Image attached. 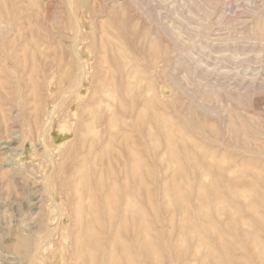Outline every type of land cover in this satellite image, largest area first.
Masks as SVG:
<instances>
[{
	"label": "rangeland",
	"instance_id": "1",
	"mask_svg": "<svg viewBox=\"0 0 264 264\" xmlns=\"http://www.w3.org/2000/svg\"><path fill=\"white\" fill-rule=\"evenodd\" d=\"M0 21V264H75L87 169L108 200L105 252L86 264L121 247L125 181L153 221L137 240L162 253L138 264H264V0H0ZM180 175L192 192L174 190L176 212L165 191Z\"/></svg>",
	"mask_w": 264,
	"mask_h": 264
},
{
	"label": "bare ground",
	"instance_id": "2",
	"mask_svg": "<svg viewBox=\"0 0 264 264\" xmlns=\"http://www.w3.org/2000/svg\"><path fill=\"white\" fill-rule=\"evenodd\" d=\"M1 22V21H0ZM2 24H3V22H1ZM136 27V26H135ZM5 28V27H4ZM136 29V28H135ZM163 52H164V50H163ZM178 56V55H177ZM169 62V61H168ZM167 62V63H168ZM126 67V66H125ZM170 67V66H169ZM58 68V67H57ZM78 68V67H77ZM136 68H138V66L136 67ZM132 70V69H131ZM135 70V69H134ZM136 72H137V70H135ZM108 73V72H107ZM127 74V73H126ZM112 75V74H111ZM38 78V77H37ZM39 79V78H38ZM40 80V79H39ZM73 82V81H72ZM79 82V81H78ZM38 84V83H37ZM76 84H77V82H76ZM76 84H74L73 86L75 87V85ZM80 85V84H79ZM72 86V88H74ZM78 86V85H77ZM79 87V86H78ZM71 88V89H72ZM212 88H213V86H212ZM217 88V87H216ZM35 89V88H34ZM213 90V89H212ZM219 90V89H218ZM68 91H70V90H68ZM67 91V92H68ZM96 91H97V89H96ZM216 92V91H215ZM97 95V94H96ZM64 97V96H63ZM92 98V97H91ZM132 98V97H131ZM93 99V98H92ZM95 99V98H94ZM92 101V100H91ZM97 101H99V100H97ZM101 101V100H100ZM92 102H94V101H92ZM131 102V101H130ZM88 104V103H87ZM90 104V103H89ZM85 105H86V103H85ZM91 105H92V103H91ZM96 105V104H95ZM130 105H132L131 103H130ZM97 106V105H96ZM95 106V107H96ZM106 106V105H105ZM87 107L89 108V106L87 105ZM90 107H92V106H90ZM93 107H94V105H93ZM98 107V106H97ZM96 107V108H97ZM100 107V106H99ZM87 108H85V110H86ZM98 109V108H97ZM90 110H92V109H87L86 111H88L89 112V115H90ZM137 110H139V109H137ZM93 111V110H92ZM87 117V116H86ZM89 117V116H88ZM90 118L91 117H89V120H90ZM92 119H93V121H95V122H98L99 124H101L100 125V127H103L104 126V122H106V119H105V117L103 116V114H102V112L100 111V112H95L94 114H93V117H92ZM86 120H87V118H86ZM85 120V121H86ZM140 123L141 124H146V125H157V124H159V122H158V120H156L155 118H152V119H148V120H143V121H140ZM84 124H86V123H84ZM86 127H87V124H86ZM100 127L97 129L96 127H94V126H92L91 128H90V132H89V134H90V136L91 137H93L94 139H95V141H98V139H100L101 137H102V132H101V130H100ZM82 133V132H81ZM86 134V133H85ZM207 134V133H206ZM141 135V134H140ZM207 136V135H206ZM173 137V136H172ZM178 137V136H177ZM175 138V137H174ZM209 138H211V137H209ZM213 138V137H212ZM214 139V138H213ZM82 140V139H81ZM88 143H89V141H88ZM91 144V143H90ZM92 144H93V142H92ZM84 146V145H83ZM92 146V145H91ZM89 145L87 146V148L89 149ZM92 148V147H91ZM90 148V149H91ZM101 150V149H100ZM99 150V152H101ZM87 152H89V153H87V154H90V150H88ZM99 152H97L98 154H99ZM96 152H94V154H95ZM98 154H96V157H98L99 155ZM85 154H83V156H84ZM98 155V156H97ZM102 155V154H101ZM175 156H178V154L177 155H175ZM83 158V157H82ZM81 158V159H82ZM85 158H86V155H85ZM84 158V159H85ZM93 158H95V156L93 157ZM178 158H180V159H182V160H184V159H186V160H190V161H192L193 160V158L190 156V155H188V154H179V156H178ZM84 159H82V160H84ZM82 160L80 161V162H82ZM86 160V159H85ZM79 161V160H78ZM86 163H87V161H85ZM92 162V161H91ZM83 163V162H82ZM81 163V164H82ZM93 163L95 164V166L96 167H98L100 170H101V172H103V169L106 167H104V165H105V163H104V160H103V158L102 157H100V159L99 158H95L94 159V161H93ZM78 164H80L79 162H78ZM85 163H83L82 165H84ZM81 165V166H82ZM81 166H78V168H80ZM87 165H85V166H83L84 167V169H85V167H86ZM95 166H93V167H95ZM89 168V167H88ZM82 169V168H81ZM81 169L79 170L80 172H81ZM93 169H96V168H93ZM99 170V171H100ZM76 171V170H75ZM74 171V176L76 175V172ZM83 171V170H82ZM85 171V170H84ZM83 171V172H84ZM87 171H89L88 169L86 170V173H87ZM107 171V170H106ZM95 173H96V171H94ZM128 172V171H127ZM182 172V171H181ZM86 173H80L81 175L79 176L81 179H82V181L83 182H85V187H84V185H80L79 184V188L77 187V186H75V188L77 187V189H75L73 186H72V188H73V190L74 191H72V192H74V194L76 195V198L78 199L77 200V214H76V217H73L74 219H73V221L75 220V218H76V222H77V224H78V226L77 227H79V230L77 229V227L76 226H74V227H76V231L78 230V232H76L75 231V233H74V237H73V239H74V254L76 253V255H74V259H76V260H74L75 261V264L77 263V264H80V262L78 263V259H80L81 257H83L84 255H86V254H95L96 255V253H99V252H103L104 250H105V247H106V245L104 244V242H103V238H105L104 237V235H105V225H106V201L108 200L107 198H104L105 196H103V197H97V199H96V197H93L94 195L92 194L93 192H91L92 190H91V188L89 189V181L86 179ZM94 173V174H95ZM183 173H185L184 171H183ZM88 174V173H87ZM90 174V173H89ZM92 174V173H91ZM98 174H99V172H98ZM97 174V175H98ZM126 174V173H125ZM128 175H130L131 176V178H133L132 180H136V179H138L139 178V176H137V172L135 173V174H132V173H129ZM133 175V176H132ZM185 175H187V174H185ZM82 176V177H81ZM87 176H89V175H87ZM175 176V175H174ZM90 177H91V175H90ZM109 177V176H108ZM124 177H126L125 175H124ZM176 177V176H175ZM89 178V177H88ZM185 178H186V176H185ZM90 179V178H89ZM97 179V178H96ZM101 179H102V177H101ZM126 179H128V178H126ZM188 179H189V177H188ZM134 180V181H135ZM138 180H141L140 178L138 179ZM73 181V180H72ZM72 181H71V183H72ZM107 181V180H106ZM121 181V180H120ZM123 181H125V180H123ZM133 181V182H134ZM189 181H191V180H189ZM125 182H127L128 183V181H125ZM139 182V181H138ZM141 182V181H140ZM171 183H174L173 185L171 184V186L168 188L167 187V191H165V194L168 196V198H167V201H168V204L172 207H170L171 208V210H175L176 212H178V211H182V203H181V206L179 205V202L178 201H180L179 200V198L178 197H180V196H183L182 195V193L180 192V190L181 191H183V194H185L184 192L186 191L188 194H189V192H192L191 191V188L189 187V184H188V182H187V180L186 179H183V177H182V175H180V176H178L176 179L175 178H173V181L171 180L170 181ZM127 183H125V184H123L120 188H123L125 191H127V194L126 193H124V194H126L125 196L126 197H124L126 200H127V202L125 201V206H121V207H123L122 209H123V211L120 213V214H122V216L124 217L123 219H124V221L121 223V225H122V228L120 229V231H119V233L117 232V243H118V237H120V238H122V242L120 243V245H121V247L119 246V245H115V243H112L111 244V247H109V248H112V249H110V250H108V253L112 250V252H110L109 254L110 255H108V257H109V262H110V264H138V261H137V258L139 257V252L142 254L143 252V254H149V255H151V253L153 252H155L154 254V256H155V259H154V256H152L151 257V259H154V261L156 260V255L159 257V255L160 254H156V248H157V246H156V241H155V239L153 238V237H150L151 239H152V241H151V239L149 240L150 242H149V244H147L146 246H145V244H141V242H142V239H141V241L139 242L138 240H137V235H139L141 232L142 233H144V232H146V235H151V234H149L150 232H152L151 230L152 229H150L149 228V226L148 225H150L151 223L150 222H153L152 220H149L148 218V216L150 215V213H148L149 215L147 216L146 214L147 213H145V211L143 212L139 207H138V203H139V201H138V192L136 191L137 189H135L134 187H132V186H130V184L128 185ZM99 184H101V183H99ZM168 184V183H167ZM97 186V185H96ZM100 186V185H99ZM101 186H103V184L101 185ZM136 186V185H135ZM216 186L217 187H220L221 186V183H217L216 184ZM90 187H92V185H90ZM118 188H119V186H117ZM117 187H115V191L116 190H119L120 191V188L119 189H117ZM216 187V188H217ZM70 188V187H69ZM94 188V187H93ZM102 188H104V186L102 187ZM137 188V187H136ZM176 189H177V191H179L180 193H179V195L180 196H176L177 194H175L176 192ZM198 189V188H197ZM215 189V188H214ZM68 190V189H67ZM69 190H71V189H69ZM69 190H68V192H69ZM103 190V189H102ZM175 190V191H174ZM216 190H218V189H216ZM258 190V189H257ZM76 191V192H75ZM94 191H96V190H94ZM98 191V190H97ZM114 191V192H115ZM197 191V190H196ZM219 191H220V189H219ZM103 192H104V190H103ZM106 192V191H105ZM175 192V193H174ZM76 193H78V195L76 194ZM121 193V192H120ZM218 193V192H217ZM220 193H222L221 191H220ZM234 193V192H233ZM96 194H97V192H96ZM106 194V193H105ZM219 194V193H218ZM223 194V193H222ZM222 194H220V195H222ZM75 195H74V197H75ZM120 195V194H119ZM185 195H187V194H185ZM219 195V196H220ZM224 195V194H223ZM116 196V195H115ZM204 196H206V195H204ZM225 196V195H224ZM221 197V196H220ZM223 197V196H222ZM109 198V197H108ZM120 198V197H119ZM118 198V199H119ZM151 198V200H152V197H150ZM197 198V197H196ZM196 198H195V201H196ZM227 198V197H226ZM107 199V200H106ZM181 199V198H180ZM204 199H206V197L204 198ZM229 199V198H228ZM227 199V200H228ZM261 199V198H260ZM111 200V199H110ZM150 200V203L152 202L153 203V201H151ZM181 200H184V196H183V199H181ZM261 200H263V198L261 199ZM76 201V200H75ZM75 201H74V203H75ZM119 201V200H118ZM189 201V200H188ZM72 202V201H71ZM109 202V201H108ZM184 202V201H183ZM187 202V201H186ZM73 203V204H74ZM151 203V204H152ZM76 204V203H75ZM189 204V203H188ZM254 204V203H253ZM123 205H124V202H123ZM152 205H154V204H152ZM151 205V208L153 207ZM190 205V204H189ZM70 206V205H69ZM254 206V205H253ZM99 207V210L97 209ZM155 207V206H154ZM208 208V209H210L211 208V205H210V203L208 202V200L206 201V200H201V205L200 206H197V208H196V210H195V212H194V216L196 217H194L195 219H202L201 218V216H207V215H203L202 213H201V209H203L204 210V208ZM75 208V205H74V207H73V209ZM189 208H191V206L189 207ZM254 208H257L256 210H258V208H259V206L258 207H254ZM72 209V210H73ZM76 209V208H75ZM95 209V210H94ZM102 209H105V213H103L104 212V210H102ZM114 209V208H113ZM207 209V210H208ZM102 210V211H101ZM115 210V209H114ZM207 210H205V211H207ZM76 211V210H75ZM153 211V210H152ZM127 212H129V214L131 213V215H130V217L128 218L127 217V215H126V213ZM174 211H172V214H173V217H174V213H173ZM203 212V211H202ZM110 215H111V213H110ZM158 215V214H157ZM113 216H115L114 215V213H113ZM113 216L111 217V218H113ZM121 216V215H120ZM154 216H155V214H154ZM172 216V215H171ZM109 218V217H108ZM110 218V219H111ZM205 218V217H204ZM207 218V217H206ZM262 218H264V217H262ZM155 219H156V217H155ZM112 220V219H111ZM111 220H110V222H111ZM122 220V219H121ZM75 221H74V223H73V225H76L75 224ZM150 221V222H149ZM262 221V220H261ZM263 221H264V219H263ZM150 223V224H149ZM208 223H210V222H208ZM214 223V222H213ZM108 224V223H107ZM118 224H120V219H119V223ZM215 224V223H214ZM72 225V226H73ZM111 224L109 223V226H110ZM118 226H120V225H118ZM212 226V225H211ZM211 226L209 225V224H207V222H206V226H203L201 229H202V231L203 232H209V231H211ZM214 226V225H213ZM113 227V226H112ZM131 227V228H130ZM150 227H151V225H150ZM108 229V228H107ZM111 229V228H110ZM113 229V228H112ZM148 229H150V232H149V230ZM215 230V229H214ZM109 231V230H108ZM134 231H136V241H134V243L133 244H129V241L127 240V237H129L130 235H132V232L134 233ZM115 234V233H114ZM113 234V235H114ZM183 234H184V232H183ZM115 236V235H114ZM152 236V235H151ZM143 237V236H142ZM41 238V237H40ZM115 239V238H114ZM157 239V238H156ZM109 240V239H108ZM144 242V241H143ZM39 245H41V243H39ZM34 247V246H33ZM141 247V248H140ZM155 248V249H154ZM223 248H225V247H223ZM30 250V249H29ZM44 250V249H43ZM93 250H95L94 252H92ZM152 250H154V251H152ZM157 253L159 252V253H161V251H159L160 249L159 248H157ZM29 252V251H28ZM92 252V253H91ZM105 252V251H104ZM34 254H36V255H38V258H44V256L42 255V251H41V247L40 246H37V248H35V250H34ZM162 254V253H161ZM90 255V256H91ZM95 255H93V257L95 256ZM153 255V254H152ZM71 256V255H70ZM75 256H76V258H75ZM160 256H162V255H160ZM32 257V256H31ZM85 257V256H84ZM84 257H83V259H84ZM135 257H137V258H135ZM40 258V259H41ZM91 258L92 257H90V262L92 263V264H94V262L96 261L97 262V260H91ZM95 258V257H94ZM32 259V258H31ZM30 259V260H31ZM82 259V258H81ZM80 259V261H82ZM134 260V261H133ZM70 261V260H69ZM69 261H68V263H69ZM85 261V260H84ZM84 261H82L81 263L82 264H86ZM150 262V261H149ZM70 264V263H69ZM90 264V263H89ZM108 264V263H107ZM153 264V263H152Z\"/></svg>",
	"mask_w": 264,
	"mask_h": 264
}]
</instances>
